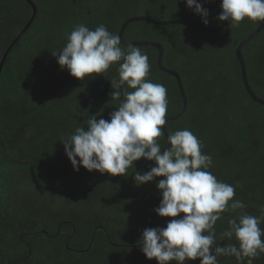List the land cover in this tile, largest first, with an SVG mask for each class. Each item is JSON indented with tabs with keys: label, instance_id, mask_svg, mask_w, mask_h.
<instances>
[{
	"label": "trees",
	"instance_id": "1",
	"mask_svg": "<svg viewBox=\"0 0 264 264\" xmlns=\"http://www.w3.org/2000/svg\"><path fill=\"white\" fill-rule=\"evenodd\" d=\"M32 1L37 17L0 74V264H158L146 258L138 242L143 226L166 227L173 219L155 211L162 200L157 183L164 177L141 186L134 179L135 171L148 172L155 162L141 158L126 176L89 172L83 166L76 171L61 142L89 118L109 120L117 110L118 101L110 94L119 63L105 74L80 80L61 69L52 53H60L66 34L78 24L91 30L104 25L116 35L134 16L215 27L221 23L222 0H198L210 13L207 26L186 0ZM31 16L25 0H0V62ZM260 23L246 18L239 27L227 25L207 34L183 25L133 22L124 33L127 42L163 46V65L179 73L188 99L184 115L167 123V131L190 130L202 142V154L212 157L208 171L234 186L229 205L244 204L217 221L220 246L239 247L235 236L220 239L228 221L241 213L260 217L264 206V106L246 92L235 55ZM139 48L150 64L146 79L167 89L166 117L178 114L182 98L176 79L159 70L155 48ZM242 53L249 83L264 99V29ZM158 143L164 148L167 141L163 136ZM259 227L264 230V221ZM194 262L200 260L188 264ZM217 262L247 264V258L218 256ZM253 264H264V254Z\"/></svg>",
	"mask_w": 264,
	"mask_h": 264
},
{
	"label": "clouds",
	"instance_id": "2",
	"mask_svg": "<svg viewBox=\"0 0 264 264\" xmlns=\"http://www.w3.org/2000/svg\"><path fill=\"white\" fill-rule=\"evenodd\" d=\"M186 4L206 26L209 24L210 13L198 0H186ZM220 7L217 19L228 21L231 29L246 18L264 22V0H222ZM66 36V45L59 54L52 55L73 77L93 78V74H105L119 63V79L111 81L114 91L110 94L119 102L117 110L109 120L89 118L84 121L86 126L76 127L66 141H61L73 168L79 171L83 166L89 172L126 176L136 161L145 158L154 161L155 166L145 173L134 172L137 186L164 177L157 183L162 200L155 211L160 217L173 219L166 227L143 230L138 243L146 258L158 264H188L197 259L200 264H218V256H234L237 261L247 258V264H253L264 254V230L259 227L264 221V206L260 217L241 213L228 221L229 228L220 239L235 236L239 247L217 244L215 226L222 213L243 208L244 204L233 201L229 205L235 195L234 186L218 181L208 171L212 157L202 154V142L190 130L167 132L171 147L161 152L158 138L165 136L167 89L146 79L150 72L147 55L131 45L125 52L120 37L104 25L91 30L78 24Z\"/></svg>",
	"mask_w": 264,
	"mask_h": 264
},
{
	"label": "water",
	"instance_id": "3",
	"mask_svg": "<svg viewBox=\"0 0 264 264\" xmlns=\"http://www.w3.org/2000/svg\"><path fill=\"white\" fill-rule=\"evenodd\" d=\"M32 8V16L31 19L29 20V22L26 24V26L23 28V30L19 33V35L17 36V38L8 46L7 50L5 51L3 58L0 62V74L1 71L3 69V66L10 54V52L12 51V49L17 45V43L21 40V38L23 37V35L25 34V32L29 29V27L32 25V23L35 21L36 16H37V7L34 4V2L32 0H25ZM133 22H147L156 26H169V25H183V26H187V27H191L193 29H196L200 32L203 33H207V34H213L216 33L220 30H222L223 28H225L227 25H229L228 21H223L221 22L219 25L215 26V27H204L202 25H199L197 23H193V22H189V21H185V20H169V21H159V20H155L153 18H149L146 16H134V17H130L127 20H125L123 22V24L121 25L119 32H118V36L121 39V44L123 46L128 47L129 45L131 46H135V47H152L155 48L158 51L157 54V66L159 68V70L166 75H170L172 77H174L177 81L178 84V88L181 94V98H182V108L180 110V112L176 115H172V116H167L166 117V125L169 122L178 120L179 118H181L186 109H187V105H188V99H187V95L182 83V79L179 75V73L175 70L172 69H168L166 67H164L163 65V57H164V48L160 43L157 42H151V41H142V42H127L124 38V33L125 30L127 29V27L133 23ZM264 29V22H261L260 25L258 26V28L252 33L250 34L245 40H243L236 48L235 51V55H236V59L240 65V71H241V78H242V82L244 85V88L246 90V92L248 93L249 97L251 98V100L257 104L263 105L264 106V99H261L252 89L249 80H248V75H247V66H246V62L245 59L243 57V53L242 50L243 48L250 43L253 39H255ZM119 79V78H118ZM122 99V98H121ZM119 103V102H118ZM166 125H164V132H165V139L167 141V127ZM171 145L166 144V146L164 148L161 149V152L163 153V151H165L167 148H170ZM159 221H161L160 219H157ZM167 226V224H166ZM144 227V226H143ZM142 227V230H144V228ZM100 229H102V227H98ZM88 251V249H86ZM196 264H200V262H194Z\"/></svg>",
	"mask_w": 264,
	"mask_h": 264
},
{
	"label": "flooded vegetation",
	"instance_id": "4",
	"mask_svg": "<svg viewBox=\"0 0 264 264\" xmlns=\"http://www.w3.org/2000/svg\"><path fill=\"white\" fill-rule=\"evenodd\" d=\"M31 27H32V26H31ZM31 27H30V28H31ZM30 28H29V29H30ZM29 36H30V35H29ZM157 53H158V52H157ZM168 69H169V68H168Z\"/></svg>",
	"mask_w": 264,
	"mask_h": 264
}]
</instances>
